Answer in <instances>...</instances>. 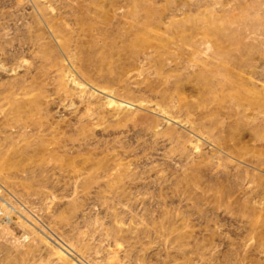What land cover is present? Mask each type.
<instances>
[{
	"label": "rangeland",
	"instance_id": "1",
	"mask_svg": "<svg viewBox=\"0 0 264 264\" xmlns=\"http://www.w3.org/2000/svg\"><path fill=\"white\" fill-rule=\"evenodd\" d=\"M0 264H264V0H0Z\"/></svg>",
	"mask_w": 264,
	"mask_h": 264
},
{
	"label": "bare ground",
	"instance_id": "2",
	"mask_svg": "<svg viewBox=\"0 0 264 264\" xmlns=\"http://www.w3.org/2000/svg\"><path fill=\"white\" fill-rule=\"evenodd\" d=\"M122 105V104H121Z\"/></svg>",
	"mask_w": 264,
	"mask_h": 264
}]
</instances>
